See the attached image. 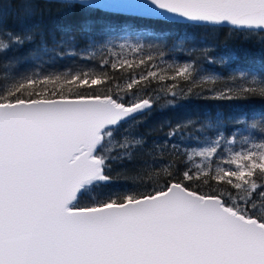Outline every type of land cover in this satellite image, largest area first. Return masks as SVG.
<instances>
[{
	"label": "snow or ice",
	"instance_id": "snow-or-ice-1",
	"mask_svg": "<svg viewBox=\"0 0 264 264\" xmlns=\"http://www.w3.org/2000/svg\"><path fill=\"white\" fill-rule=\"evenodd\" d=\"M60 7L230 25L264 46V0H62ZM20 8L27 19L35 4L23 0ZM90 23H81L82 34ZM71 36L68 30L67 43ZM32 39L0 23V54ZM118 48L109 45L113 59L102 60L110 71L6 77L0 87V264H264V138L226 149L215 167L222 135L183 154L173 143L168 157L158 145L163 167L143 175L133 169L131 190L99 191L113 182L115 167L134 164L142 151L132 130L159 98L149 92L153 81H173L159 89L173 99L207 92L237 100L264 99V80L241 73L217 88V77L197 79L192 63L163 68L141 54V43L126 39Z\"/></svg>",
	"mask_w": 264,
	"mask_h": 264
},
{
	"label": "trees",
	"instance_id": "trees-1",
	"mask_svg": "<svg viewBox=\"0 0 264 264\" xmlns=\"http://www.w3.org/2000/svg\"><path fill=\"white\" fill-rule=\"evenodd\" d=\"M21 2L23 0H0V23L5 24L8 30L28 31L33 36L18 50L0 54V87L4 86L6 77L110 71V66H102L103 59H113L108 46L119 53L118 44L126 39L143 44L145 48L141 54L153 55L154 63L160 67L192 63L196 78L215 76L217 88L230 84L231 77L239 78L241 73L248 80L253 77L258 81L264 80V46L259 42V37L235 33L230 25L163 22L108 9L67 13L60 7L62 0H31L35 4L34 12L22 20ZM85 20L91 22L86 35L79 30ZM68 30L72 33L71 43L64 38ZM172 83L170 80L163 84L153 81L149 92L159 98L155 99L151 110L137 117L141 122L132 130L136 138L144 140L140 146L142 151L137 153L134 164L115 167L113 182L99 189L100 192L131 190L136 187L132 180L136 171L143 175L154 167H163L166 160L158 158V145L167 147L164 156L168 157L173 143L183 154L208 145L222 135L224 140L217 156L213 157L215 167L220 158L228 155L226 149L235 151L248 147L245 138L249 142H259L264 138L261 126L264 99L214 100L206 98L211 95L207 92L203 96H178L173 99L170 94L159 91ZM176 83L187 88L183 81ZM169 100L173 102L167 103ZM209 117L219 122L214 123ZM189 120L194 123L188 124ZM177 124L184 126L174 137H167L169 130ZM254 124L256 127H252ZM233 136L236 143L229 145L227 141ZM183 159L188 163L186 156ZM178 168L182 172L184 164H178Z\"/></svg>",
	"mask_w": 264,
	"mask_h": 264
},
{
	"label": "rangeland",
	"instance_id": "rangeland-1",
	"mask_svg": "<svg viewBox=\"0 0 264 264\" xmlns=\"http://www.w3.org/2000/svg\"><path fill=\"white\" fill-rule=\"evenodd\" d=\"M205 146H207V145H203V146H200V147H205ZM200 147H196V148H200ZM144 164V163H143Z\"/></svg>",
	"mask_w": 264,
	"mask_h": 264
}]
</instances>
